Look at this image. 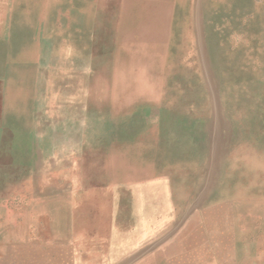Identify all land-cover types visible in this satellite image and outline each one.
Returning a JSON list of instances; mask_svg holds the SVG:
<instances>
[{
  "label": "rangeland",
  "instance_id": "obj_1",
  "mask_svg": "<svg viewBox=\"0 0 264 264\" xmlns=\"http://www.w3.org/2000/svg\"><path fill=\"white\" fill-rule=\"evenodd\" d=\"M110 1L0 0L1 62L20 76L25 66L46 92L79 104L96 160L80 167L77 213L78 200L57 197L75 178L50 160L55 150L22 152L16 167L4 153L0 264H122L132 248L119 239L135 220L130 205L107 209L116 200L103 195L104 133L119 111L155 108L159 264H264V0H127L123 33L113 22L109 44ZM112 170L120 176V166ZM74 242L92 252L112 242L117 252L77 255Z\"/></svg>",
  "mask_w": 264,
  "mask_h": 264
},
{
  "label": "crops",
  "instance_id": "obj_2",
  "mask_svg": "<svg viewBox=\"0 0 264 264\" xmlns=\"http://www.w3.org/2000/svg\"><path fill=\"white\" fill-rule=\"evenodd\" d=\"M126 1L114 0L112 3L111 0L106 3L105 26L109 44H111L113 22L120 23V31L123 33L122 23L125 21V11L132 9L131 4ZM127 29L130 30V28ZM1 54H7V52L0 46V159L6 152L9 164L16 167L23 165L21 161L25 155L22 152L26 153L32 149L36 151L55 150V158L50 157L52 158L50 160H55L57 166L65 164V166L72 167V179L75 178L72 180L75 182V187H72L71 192L59 190L56 192L57 197L70 196L73 204L78 200L77 213H79L80 167L81 165L92 167L95 164V157L89 154L90 134L94 136V132L86 130L81 134L79 104L76 108H73L72 104L70 108L67 105L68 101L62 95V90H59L58 97L54 96L53 92H46L47 90L45 91L40 83L33 82L30 70L25 66L18 69L24 70V75H17L15 64L2 63ZM142 65H145L144 68L148 70L154 68L149 62L142 63ZM155 109L151 112L119 111V121L114 122V125L110 122L104 133L107 136L105 135L103 139L105 168L103 195L104 198L110 197L116 200L112 201L107 209L112 213V205H114V210L123 205H130L129 213L135 220L133 227L128 230L131 232L126 233L125 236L120 235L121 244H124L127 249L128 246L132 248L129 253L127 252L128 255L120 260L122 264L141 262L143 255L144 261L151 262V264L160 263L158 230L160 128L159 111ZM109 117L112 119L111 114ZM82 149L87 153H82ZM113 166L121 167L120 176L117 170L113 172ZM94 189L93 184L89 185L86 192L89 198L92 197L90 192ZM147 210L152 216L145 219L144 214L149 213ZM119 211L126 212L125 209ZM112 226L111 223L108 224L107 239L109 241L117 236ZM73 227L81 228L79 222ZM73 227L71 225V236H74ZM145 230L148 234L146 239L139 233ZM111 243L108 242L110 246L108 252H101L97 248L92 252L90 248L84 249L76 245V242L72 243V246L76 248L75 254L77 255L84 253L87 256L100 258L101 254L111 255L117 252L115 250L112 253ZM143 246H145L144 249ZM97 262L100 260L97 259ZM175 262L179 264L182 260Z\"/></svg>",
  "mask_w": 264,
  "mask_h": 264
},
{
  "label": "bare ground",
  "instance_id": "obj_3",
  "mask_svg": "<svg viewBox=\"0 0 264 264\" xmlns=\"http://www.w3.org/2000/svg\"><path fill=\"white\" fill-rule=\"evenodd\" d=\"M159 62V61H158Z\"/></svg>",
  "mask_w": 264,
  "mask_h": 264
}]
</instances>
